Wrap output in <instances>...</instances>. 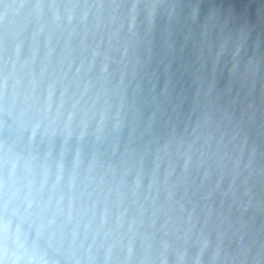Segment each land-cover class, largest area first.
I'll list each match as a JSON object with an SVG mask.
<instances>
[{"label": "clouds", "instance_id": "9594fccd", "mask_svg": "<svg viewBox=\"0 0 264 264\" xmlns=\"http://www.w3.org/2000/svg\"><path fill=\"white\" fill-rule=\"evenodd\" d=\"M0 264H264V0H0Z\"/></svg>", "mask_w": 264, "mask_h": 264}]
</instances>
